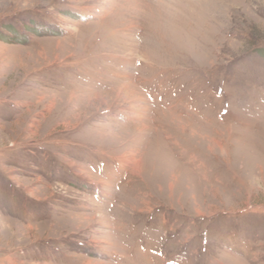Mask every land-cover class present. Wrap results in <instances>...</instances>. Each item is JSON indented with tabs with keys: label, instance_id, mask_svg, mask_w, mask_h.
<instances>
[{
	"label": "rangeland",
	"instance_id": "rangeland-1",
	"mask_svg": "<svg viewBox=\"0 0 264 264\" xmlns=\"http://www.w3.org/2000/svg\"><path fill=\"white\" fill-rule=\"evenodd\" d=\"M215 256L264 264V0H0V264Z\"/></svg>",
	"mask_w": 264,
	"mask_h": 264
},
{
	"label": "crops",
	"instance_id": "crops-1",
	"mask_svg": "<svg viewBox=\"0 0 264 264\" xmlns=\"http://www.w3.org/2000/svg\"><path fill=\"white\" fill-rule=\"evenodd\" d=\"M186 239H187L186 241L189 240V238H186ZM178 242L180 243V242H181V239H179ZM221 251L223 252L224 250H221ZM226 251H227L228 253H230L231 255H233V253H234V252L230 251V249H227ZM198 256H199V253H198ZM214 261L216 262V264H223V263L221 262V260L219 259V257H217V256L214 257Z\"/></svg>",
	"mask_w": 264,
	"mask_h": 264
}]
</instances>
